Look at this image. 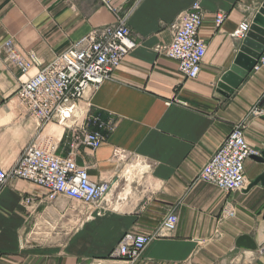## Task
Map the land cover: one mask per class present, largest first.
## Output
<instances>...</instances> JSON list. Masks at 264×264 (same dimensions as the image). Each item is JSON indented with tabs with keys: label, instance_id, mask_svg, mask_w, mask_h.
<instances>
[{
	"label": "crops",
	"instance_id": "0c3cea01",
	"mask_svg": "<svg viewBox=\"0 0 264 264\" xmlns=\"http://www.w3.org/2000/svg\"><path fill=\"white\" fill-rule=\"evenodd\" d=\"M196 1L0 0V168L6 171L38 134L58 125L40 127L19 105L21 72L1 49L6 40L48 64L126 13L136 42L111 79L79 102L80 110L114 126L102 131L106 138L95 151L80 146L72 155L93 182L111 184L107 197L88 209L65 196L48 201L40 187L10 180L0 188V264H264V185L249 187L264 164L244 162L248 183L240 191L197 179L234 125L243 124L251 149L264 150V114L252 113H264V66L232 95L217 92L239 51L241 40L231 34L241 22L251 24L263 0H199L206 54L199 76L185 80L155 48L170 43L171 24ZM219 10L226 19L216 27ZM52 129L60 132L57 154L68 156L70 130ZM227 205L233 217L222 215ZM171 212L176 230L149 244L139 260L111 257L126 232L151 233Z\"/></svg>",
	"mask_w": 264,
	"mask_h": 264
},
{
	"label": "built area",
	"instance_id": "2783aa9c",
	"mask_svg": "<svg viewBox=\"0 0 264 264\" xmlns=\"http://www.w3.org/2000/svg\"><path fill=\"white\" fill-rule=\"evenodd\" d=\"M106 3V0H101ZM226 19V13L217 11L214 16L216 27ZM203 24V13L199 0L189 10L179 14L171 24V41L158 45L155 51L176 62L179 73L185 80L199 76L206 54V45L199 38ZM249 23L241 22L231 34L242 40L249 30ZM136 47L132 32L127 25V14H116V21L91 30L77 42L58 53L48 64H41L34 53L19 51L12 40H6L1 49L21 72V82L15 92L19 105L38 122L40 127L57 123L70 130L68 156L57 154L58 142L42 133L21 152L15 165L0 168V188L10 180L19 179L40 187L48 201L65 196L86 206H98L107 197L111 184L93 182L85 167L78 166L72 155L83 146L95 151L113 130L111 122L105 123L97 116L88 115L79 109L88 89L96 90L103 82L111 79L125 56ZM264 66V57L256 62L252 71ZM39 70L30 74L33 68ZM263 115V112L253 111ZM79 120L83 121L79 125ZM259 155L251 149L244 136L243 124L234 125L222 145L200 171L197 179L212 184L225 192L244 189L247 180L244 162ZM23 202L30 209L32 198ZM234 208L224 207L222 215L233 217ZM178 223L175 213H168L157 229L151 233L126 232L111 252L112 258L135 262L154 240L170 236ZM49 226V224H46ZM264 252V248L261 249Z\"/></svg>",
	"mask_w": 264,
	"mask_h": 264
},
{
	"label": "water",
	"instance_id": "95a60500",
	"mask_svg": "<svg viewBox=\"0 0 264 264\" xmlns=\"http://www.w3.org/2000/svg\"><path fill=\"white\" fill-rule=\"evenodd\" d=\"M261 57H264V0L252 16L248 32L240 41L239 51L233 65L221 76L217 84V92L224 97L232 95ZM251 158L264 164V150ZM257 184L264 185V171L250 182L249 187Z\"/></svg>",
	"mask_w": 264,
	"mask_h": 264
},
{
	"label": "bare ground",
	"instance_id": "6f19581e",
	"mask_svg": "<svg viewBox=\"0 0 264 264\" xmlns=\"http://www.w3.org/2000/svg\"><path fill=\"white\" fill-rule=\"evenodd\" d=\"M50 126H51L50 128H51L52 131H49V130L47 131V130H46V131L43 133V136H44V137H48V136H49V137H51L52 139H55V140H56L57 135L60 134V132H58V131L52 129V127H53V126H55V127H61V126H58V125H52V124H51ZM48 133H51V135H48ZM47 135H48V136H47Z\"/></svg>",
	"mask_w": 264,
	"mask_h": 264
}]
</instances>
